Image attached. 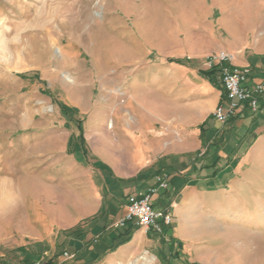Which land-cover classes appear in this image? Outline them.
<instances>
[{
	"label": "rangeland",
	"instance_id": "obj_1",
	"mask_svg": "<svg viewBox=\"0 0 264 264\" xmlns=\"http://www.w3.org/2000/svg\"><path fill=\"white\" fill-rule=\"evenodd\" d=\"M245 1L260 0H0V264H23L26 255L46 263L52 253L53 264H73L75 256L62 257L69 249L60 234H45L40 223L70 200L81 170L108 176L101 153L115 154L112 165L125 172L131 135L123 130L139 124L140 106L155 101L165 80L179 76L185 87V70L206 69L205 57L226 39L221 19H235ZM260 198L258 216L213 221L190 263L264 264V189ZM122 242L93 263H189L158 238Z\"/></svg>",
	"mask_w": 264,
	"mask_h": 264
},
{
	"label": "crops",
	"instance_id": "obj_2",
	"mask_svg": "<svg viewBox=\"0 0 264 264\" xmlns=\"http://www.w3.org/2000/svg\"><path fill=\"white\" fill-rule=\"evenodd\" d=\"M255 3L245 1L237 7L235 19H221L226 39L215 51L229 53L234 66L248 67V85L260 83L264 88V0ZM184 72L187 86H179V76L165 80L156 90L155 101L140 106L139 124L123 130L131 135L130 143L122 148L125 172L112 165L118 164L115 154L101 153L110 165L108 176L93 180V173L103 171L81 170L71 187L74 194L67 191L70 200L62 198L56 207L59 214L40 223L45 234H60L61 246L66 245L76 258L73 264H94L103 253H110L112 245L123 240V245H138L144 238L160 239L170 246L169 253L177 247L189 260L198 239L212 237V222L222 215L236 219L258 216L264 189V92L256 111L243 105L228 122L220 123L212 116L218 103H226L217 71L210 78L201 70ZM108 127H113L111 121ZM163 175L168 191L158 187L156 176ZM150 187L155 188L153 206L168 209L173 217L166 235L132 222L113 229L112 223L126 211L128 198ZM31 212H27V223L33 228L36 212ZM23 223V218L18 219V228H25ZM73 227L77 228L74 232ZM128 227L127 238L124 231ZM84 248L90 250L89 261L84 259ZM112 258L108 256L107 262Z\"/></svg>",
	"mask_w": 264,
	"mask_h": 264
},
{
	"label": "built area",
	"instance_id": "obj_3",
	"mask_svg": "<svg viewBox=\"0 0 264 264\" xmlns=\"http://www.w3.org/2000/svg\"><path fill=\"white\" fill-rule=\"evenodd\" d=\"M204 66L206 69L216 68L225 94L226 103H218L212 111L215 121L228 122L243 105H246L251 112L256 111L264 88L260 83L247 84L248 67L234 66L231 55L223 50L209 53L204 59ZM156 180L159 188L170 190L164 175L156 176ZM154 193L155 188L150 187L147 191L129 197L124 215L112 223L111 227L121 229L132 222L145 230L166 235L165 228L171 225L173 217L168 209L153 206ZM72 256L66 251L62 253L64 259L72 258ZM31 264H42V261L35 260Z\"/></svg>",
	"mask_w": 264,
	"mask_h": 264
},
{
	"label": "trees",
	"instance_id": "obj_4",
	"mask_svg": "<svg viewBox=\"0 0 264 264\" xmlns=\"http://www.w3.org/2000/svg\"><path fill=\"white\" fill-rule=\"evenodd\" d=\"M216 72V69L215 68H211V69H205V70H203L202 71V73L207 77V78H210L211 77V75L212 74H214ZM31 75H33V77H37V73H32ZM31 75H28V74H25V73H23V74H19V76L20 77H22V78H30L31 77ZM58 105H59V107H60V109H61V111H63L64 113H66V112H68L69 111V109L70 108H68L65 104H63V103H61V102H59L58 103ZM71 110V109H70ZM72 112V114H75V111H71ZM77 125V128H78V132H79V136L81 135L80 134V132H81V129H80V124L79 123H77L76 124ZM82 138V137H81ZM82 140V139H81ZM70 143H72V140H70ZM77 227H79V226H77ZM77 229V228H76ZM76 229H72L71 231L72 232H74ZM130 231H131V229H130V227H128V228H126V230L124 231V234H126L127 235V238H128V236H129V233H130ZM177 245L180 247L181 246V243H177ZM168 248H169V251H170V246H168ZM19 250H24V249H19ZM179 251H180V249H179ZM24 254L26 255L27 253H25V251H24ZM177 254H179V252H174V254L173 255H175V256H177ZM25 257H27V255L26 256H24V263L23 264H30V262L32 263L33 262V260L32 259H30L29 260V258H25ZM35 260V259H34ZM44 264H53V259L51 260H48L46 263H44ZM185 264H200V263H185Z\"/></svg>",
	"mask_w": 264,
	"mask_h": 264
}]
</instances>
